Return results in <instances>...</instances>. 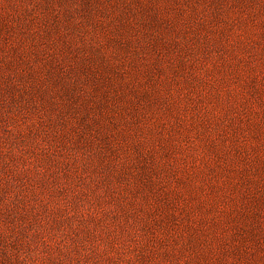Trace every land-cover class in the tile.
<instances>
[{
    "label": "rangeland",
    "instance_id": "374dc122",
    "mask_svg": "<svg viewBox=\"0 0 264 264\" xmlns=\"http://www.w3.org/2000/svg\"><path fill=\"white\" fill-rule=\"evenodd\" d=\"M0 264H264V0H0Z\"/></svg>",
    "mask_w": 264,
    "mask_h": 264
}]
</instances>
